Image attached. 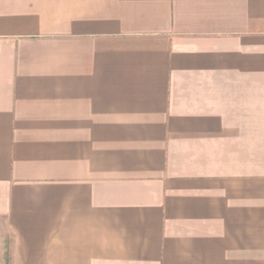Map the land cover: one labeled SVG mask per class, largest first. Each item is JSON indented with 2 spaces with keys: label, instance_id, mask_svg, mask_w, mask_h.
<instances>
[{
  "label": "crops",
  "instance_id": "crops-1",
  "mask_svg": "<svg viewBox=\"0 0 264 264\" xmlns=\"http://www.w3.org/2000/svg\"><path fill=\"white\" fill-rule=\"evenodd\" d=\"M0 264H264V0H0Z\"/></svg>",
  "mask_w": 264,
  "mask_h": 264
}]
</instances>
